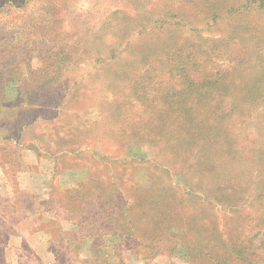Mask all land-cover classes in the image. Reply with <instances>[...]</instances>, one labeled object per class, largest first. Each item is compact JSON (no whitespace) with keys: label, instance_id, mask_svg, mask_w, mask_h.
Masks as SVG:
<instances>
[{"label":"rangeland","instance_id":"obj_1","mask_svg":"<svg viewBox=\"0 0 264 264\" xmlns=\"http://www.w3.org/2000/svg\"><path fill=\"white\" fill-rule=\"evenodd\" d=\"M54 1L0 0V264H202L198 255L193 260L188 258L183 247L175 251L166 247L157 253L155 249L150 251L111 233L112 224L124 226V223L113 222L109 216L113 205L107 204L101 195L106 191L101 190L99 182L105 181L107 185L115 181L124 185L128 194H135L129 181L132 174H136L137 186H144L152 179L153 163H132L121 134L126 133L125 139H128L132 129L139 127L144 131L159 109L168 108L171 98L177 99L154 95L156 88L158 92H161L159 89L166 91L169 85L181 91L187 88L188 94L199 103L192 114L202 115L212 127H218L223 140L236 151L240 147L250 149L249 154H244L254 160L252 149L264 150V88L262 95L253 100L252 85L247 83L254 75L252 71L258 69L264 74V61L259 68L241 66V71L217 62L220 49L228 47L234 51L236 46L233 36L237 32L236 22L211 23L209 20L214 13L222 11L216 3L225 0H57L64 7L61 12L53 8L43 12L41 17L47 20L36 27L30 26L40 21L37 8L31 6L36 4L47 11L46 6ZM165 7L186 11L177 17L178 22L175 16L167 17L166 20L176 23L172 29L137 38L139 30L135 27L125 39H120L121 35L114 36L110 28L104 27L97 43H105L107 50H95L91 40L105 21L119 20L126 13L134 21L142 19L141 25L149 31L156 29L154 15L168 11ZM150 10L155 14L148 15ZM245 12V18L254 23L264 22L263 14ZM61 22L66 27L62 28ZM19 30L23 34L17 33ZM259 33L260 39H264V33ZM220 38L225 41L212 43ZM32 40L34 44H30ZM49 40H56L54 45L68 52L77 63L54 74L56 68L50 66V57L56 49L36 48L53 44ZM171 40L182 47L177 51L179 56L167 47ZM93 51L103 52L102 58L120 59L114 66L117 70L113 71L106 60L97 62L92 57ZM189 52L195 55L192 59H205L203 64H207L205 74L208 75L196 78L198 64L193 62L178 73V58ZM258 58L262 61L264 52ZM219 69L224 79L214 89L206 85V92L189 88H194L191 81L214 79ZM52 74L59 76L52 78ZM139 75L147 82L155 77L149 85L150 100L145 104L133 100L128 91ZM177 76L182 78V84L176 81ZM244 79L247 85L240 83ZM182 96L177 100L181 101ZM214 99L220 105L221 117L226 109H233V115L223 117L224 120L212 119L211 111L216 108ZM182 107L185 104L179 108L175 104L171 106L168 118L158 124L169 129L176 127L174 119ZM157 118L161 120L162 116ZM147 143L134 150L138 153L134 152L135 156L151 159L160 144L166 150L162 156L169 157V144ZM222 143L215 141L214 152L200 161L197 159L198 175L207 173L219 161ZM260 167L264 168V158L260 160ZM159 170L160 166L154 165L153 179L160 184L164 181ZM171 177L179 187L183 185L180 175L172 172ZM85 184H90V193L82 197L91 205L89 215L79 213L82 225L77 226L73 216L77 213L78 199L72 196H76L74 190L79 185ZM111 190L107 188L108 200H113ZM66 191L72 192L71 197ZM120 203L124 210L123 201L117 206ZM254 203L258 208V204L264 206V196ZM217 211L224 218V209L218 207ZM204 215L207 216L204 222L212 220L209 211ZM183 239L187 238L183 236ZM169 240L163 238L160 243L166 245Z\"/></svg>","mask_w":264,"mask_h":264},{"label":"trees","instance_id":"obj_2","mask_svg":"<svg viewBox=\"0 0 264 264\" xmlns=\"http://www.w3.org/2000/svg\"><path fill=\"white\" fill-rule=\"evenodd\" d=\"M216 5L222 11L214 13L210 17L211 23L221 20V22L233 21L237 25V32L233 35L236 44L234 51L228 47L220 49L216 55L217 62L227 63L234 70L240 69V71L243 69L241 66L244 65L245 67H261L262 65L259 64L264 61V58L261 61L258 58V54L260 55V53L263 54L264 52V39H260L259 32L264 33V22L257 24L252 19L245 18L247 15L245 11L256 12V15L260 13L264 15V0H231V2L225 0L223 3H216ZM31 8H37L36 15L40 17V21L30 23V26L36 27L47 20V18L41 17L43 12H50L52 8L54 11H59L58 9H60L61 12V8L63 10L64 7L62 4L59 5L56 0L46 6L47 11H43L44 8L42 6L37 7L36 4L32 5ZM164 9L168 11L164 12L161 9L162 11L157 16L154 15L153 21L156 29L149 31L141 25L142 19L134 21L135 19L128 17L125 15L126 13L119 20L111 18L105 21L103 26L101 25V28L96 31L97 33L93 36V40H91L95 43V50H107L105 43L101 44L100 41L97 43L103 34L104 27L110 28L111 34L114 36H116L115 34L121 35L119 36L120 39L122 37L125 39L126 35H129L135 27H138L139 31H137L135 36L139 38L149 35L150 32L157 34L162 30L172 29V26L176 23L166 20L167 17L175 16L176 22H178V18L186 13L184 9L167 7ZM151 14H155V11L150 10L148 15L151 16ZM59 22L57 21V23ZM61 26L62 28L66 27V23L61 22ZM44 27L45 25L43 29ZM17 33L23 34V31L19 30ZM222 41L225 40L220 38L213 40L212 43L217 44ZM50 42H53V44L37 46L36 48L45 49L46 51L61 49L59 46L54 45L56 40ZM30 44H34V40ZM108 44L109 46L114 45L112 43ZM167 47H171L173 55H180L177 51L181 50L180 48L182 47L172 40ZM128 48H130V45ZM56 50L51 52L53 55L50 57L52 60L50 61V66L56 68V72L53 70L54 74H57L66 66L77 63L68 52L62 49ZM93 52L95 54L92 57L97 62L106 60L113 71L117 70L114 66L121 61L120 59L117 58L115 60L116 57L110 58V56L102 58L103 52ZM188 54H191V59L187 57ZM184 55L185 57L178 58L180 61L179 67L176 68L178 73L184 72L186 65L193 62L198 64L195 67L196 78L208 75L205 74L208 69L207 64H203L205 59H192L195 55L191 52ZM61 63L62 65H60ZM175 65H177L176 61L174 67ZM160 66L163 67L162 65ZM251 73L254 75L247 84L252 85L250 97L253 100H257L262 95L260 93L264 88V86H261L264 84V74L263 72L259 73L258 69ZM59 75L54 76L52 74L51 77L55 78ZM117 75L121 77L118 72ZM214 75L216 76L214 79L204 78V82L203 80L201 82L198 80L191 81L190 85L194 86V88L188 87L193 91L200 89L201 92L207 91L208 88L205 85L214 89L215 85H218L224 79L220 69ZM154 78L152 76V78L148 79L150 82H147L143 76L140 77L139 75L135 83L131 84L128 89L129 93H132V99L143 101L144 104L148 102L151 96L149 85L153 84L152 80ZM177 79L176 81L182 84V78L179 79L177 76ZM246 82L244 79L240 83L245 85ZM166 89L168 90L159 89L161 92H158L156 88L154 95L168 100L174 96L179 99L184 94L181 97V101L171 98L168 108L161 111L159 109L157 111L158 115L151 118L152 120L148 122L144 131L139 127L132 129L128 133L127 140L125 139L127 134L124 132L121 134L122 138H124L123 143L126 145L125 150L131 156L132 163L134 161L153 163V176L154 165H159V173L164 183L159 184L152 176V179L144 186H137L136 174L134 173L129 181L132 183L130 186L132 190L136 191L135 194H128L124 185L115 181L106 185V182L101 180L99 182L101 190L107 193V188L111 187L113 189L111 190L113 200H108L106 193L101 194L104 195L107 204L113 205V210H111L109 216H111L113 222L124 223V226L112 224L111 233L117 234L120 239L124 237L129 241H133L132 243L136 245H143L150 251L155 249L157 253L166 247L174 251L178 247H183L187 252L188 258L193 260L198 255L203 260L202 264L204 262H206L205 264H264V206L258 204L260 206L258 208L254 203L256 199L258 200L264 196V184H262L264 181V168L260 167V160L264 158V150L260 148L252 149L255 161L253 159L250 160V157H246L247 154H244H249L250 149L240 147L236 151L230 143L223 140L222 133L218 127H212L202 115L192 114L199 103L188 94L187 88H182L181 91L169 85ZM0 91L2 90L0 89ZM214 102L216 103V108L211 111L212 119L224 120L223 117L233 115L231 114L233 109L229 111L226 109L225 112H222L223 117H221L218 100L214 99ZM174 104L178 108L180 104H185V107H182V111H180V115L175 116L174 126L176 127L169 129L158 124V122L168 118L169 108ZM160 115L162 116L161 120L157 118ZM233 123H237V120L233 119ZM178 126H183L184 128L179 129L180 127ZM147 141H162L164 144H169V157L164 158L162 156L163 153H166V150L160 144L154 150V157L151 159L135 156L137 152L134 150L143 145H148ZM215 141H223L219 161L212 164L207 173L198 175L195 168L196 161L198 158H200L199 161L207 158V155L214 152L213 143ZM125 161H128V159ZM122 163L125 162L123 161ZM138 163L136 165L140 164ZM211 163L212 161H210ZM133 168L136 169L137 167L134 166ZM111 169L114 173V166ZM172 172L182 177L183 185L179 187L172 181ZM214 175L216 176L214 177ZM90 187V184L79 185L74 190L77 194L74 197L72 196V199H78L76 200L78 202L77 213L73 216L77 220V226L82 225L79 220V213L84 212L85 215H89L88 207H90L91 202L82 196L85 195L87 197L90 193ZM66 193L68 194V191ZM71 194L72 192L68 194L69 197H71ZM234 199L236 200L235 202L232 201ZM119 201L124 202V210L123 206H121L122 203L117 206ZM218 207L224 209L226 214L224 218L219 216ZM205 211H209L212 214V220L204 222L203 218L207 217L204 215ZM226 219L229 220V223L226 222ZM183 236L187 239H183ZM163 238H169V244L163 245L160 243ZM174 239L176 240L173 241Z\"/></svg>","mask_w":264,"mask_h":264},{"label":"crops","instance_id":"obj_3","mask_svg":"<svg viewBox=\"0 0 264 264\" xmlns=\"http://www.w3.org/2000/svg\"><path fill=\"white\" fill-rule=\"evenodd\" d=\"M1 188V187H0Z\"/></svg>","mask_w":264,"mask_h":264}]
</instances>
